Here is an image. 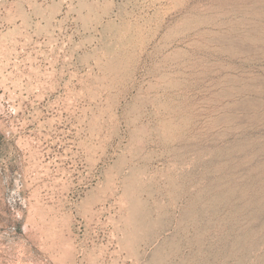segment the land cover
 Wrapping results in <instances>:
<instances>
[{"label":"rangeland","instance_id":"obj_1","mask_svg":"<svg viewBox=\"0 0 264 264\" xmlns=\"http://www.w3.org/2000/svg\"><path fill=\"white\" fill-rule=\"evenodd\" d=\"M0 264H264V0H0Z\"/></svg>","mask_w":264,"mask_h":264}]
</instances>
